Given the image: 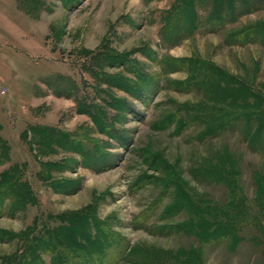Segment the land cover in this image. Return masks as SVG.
<instances>
[{
    "label": "rangeland",
    "instance_id": "rangeland-1",
    "mask_svg": "<svg viewBox=\"0 0 264 264\" xmlns=\"http://www.w3.org/2000/svg\"><path fill=\"white\" fill-rule=\"evenodd\" d=\"M182 2L0 0V264H264V142L219 126L261 13L166 43Z\"/></svg>",
    "mask_w": 264,
    "mask_h": 264
},
{
    "label": "trees",
    "instance_id": "trees-1",
    "mask_svg": "<svg viewBox=\"0 0 264 264\" xmlns=\"http://www.w3.org/2000/svg\"><path fill=\"white\" fill-rule=\"evenodd\" d=\"M182 3L183 6H179L176 9L170 23L166 24L162 29V37L166 43H177L178 41L189 37V34H186L184 30L179 29L186 21H192L193 28L191 29V32L199 26L203 27L207 32H217L222 28L224 22L235 21L240 15L264 9V0H207L209 7L212 6L213 11L208 18L201 19L200 21L199 19H193L192 17L183 19V15L185 14L184 5H187L188 3ZM243 29L245 33L249 31L252 32L248 38H245L246 41L262 39V42L264 43V21L245 25ZM170 35H173L175 38L169 39L171 38ZM226 77L233 80L234 83L239 81L230 74H226ZM250 97H252V95L249 93L245 95L243 94L236 99H232L231 103L233 105L235 104L234 106L248 107L242 110L230 108V111H225V119L219 124V126L230 129L242 124L241 134L245 139L249 140V144L253 146L254 149L260 150V148H257V143L263 144L264 142V108H256V103H258L257 101H259V99L254 96L255 100H251Z\"/></svg>",
    "mask_w": 264,
    "mask_h": 264
},
{
    "label": "crops",
    "instance_id": "crops-1",
    "mask_svg": "<svg viewBox=\"0 0 264 264\" xmlns=\"http://www.w3.org/2000/svg\"><path fill=\"white\" fill-rule=\"evenodd\" d=\"M257 12H260L261 14H258L259 16H257V18H255V19L245 18V20H244L245 22L243 23V25H247L248 23L252 24V23H258V22L264 21V9L258 10ZM250 15H253V13L245 14V15L241 16L239 20H241L243 17H246V16L249 17Z\"/></svg>",
    "mask_w": 264,
    "mask_h": 264
}]
</instances>
